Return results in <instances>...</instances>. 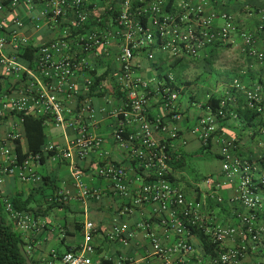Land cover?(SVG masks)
<instances>
[{
  "label": "built area",
  "instance_id": "1",
  "mask_svg": "<svg viewBox=\"0 0 264 264\" xmlns=\"http://www.w3.org/2000/svg\"><path fill=\"white\" fill-rule=\"evenodd\" d=\"M95 1L0 0V120L14 116L22 125L23 117L31 116L62 130H73L75 138L70 151L85 160L103 146V140L91 133L95 120L92 97L109 90V85L92 73L90 60L102 63L116 59L117 89L125 101L114 112L117 125L113 140L127 149L136 176L130 179L124 164L105 160L97 173L116 196H128L131 183L136 181V204H155L158 212L164 214L160 224L174 234L176 244L165 247L150 235L154 254L163 264H174L171 257L178 253L184 263L185 258L196 254L193 241L200 235L206 238L211 253L198 255L193 264H246L250 258L264 264V230L260 221L264 215V84L248 87L235 81L216 110L205 107L206 103L193 106L190 131L203 148L213 144L218 147L224 180H207L209 191L202 198H193L173 175L175 149L169 140L178 138L177 130L163 138L167 134L165 116L174 122L183 119L179 109L183 88L167 65L198 61L211 49L233 45L238 32L236 21L212 10L213 0H108L107 10L99 17L93 16ZM10 13L12 17L8 16ZM219 18L223 19L222 26L217 25ZM28 25L30 32L26 31ZM43 30L53 36L38 43L35 35ZM263 30L262 24L259 31ZM242 38L249 56L264 64V51L256 49L255 39L247 34ZM159 53L165 57V67L158 64ZM140 57L153 64V71L163 73L162 77H140L141 65L136 63ZM76 100L78 110L72 114L69 105ZM240 103L255 115L254 128L245 129L247 147L237 137L223 133L226 124L246 125L238 113ZM152 105L159 106L166 115L153 114ZM21 137L17 128L4 136L0 133L2 172L23 182L41 181L35 171L40 164L38 155L18 163L15 143ZM51 151H55L53 146L46 153ZM57 158L59 155L55 154L51 159ZM71 176L80 190V199L97 198L85 187L83 172L74 164ZM225 186L231 188L228 197L221 193ZM72 199L58 191L51 201L67 204ZM207 200L219 208L226 205L225 209H231L232 223L220 221L215 213L209 214ZM7 211L21 232L34 227L28 216L13 211L11 203ZM94 230L92 223H85L84 245L62 255L54 253L45 264H105L95 256L91 245ZM127 233L126 226L117 224L108 240L118 242ZM227 242L233 245L226 247ZM31 249L28 247V254ZM128 263L124 258L119 261Z\"/></svg>",
  "mask_w": 264,
  "mask_h": 264
},
{
  "label": "crops",
  "instance_id": "2",
  "mask_svg": "<svg viewBox=\"0 0 264 264\" xmlns=\"http://www.w3.org/2000/svg\"><path fill=\"white\" fill-rule=\"evenodd\" d=\"M95 2L96 8L93 16L99 17L107 10L108 0H96ZM212 10L222 15L232 16L238 26V32L234 36L233 45L226 49L221 47L211 49L198 60L202 64L208 63L209 66L216 67L215 74L217 75V78L215 80L210 79L209 83L208 80L201 82L203 86L200 90L205 91L210 86L208 88L210 89L209 92H213V89L216 91V95L212 97L222 98L224 92H226L225 90L235 81L248 87L264 84V64L249 56L242 38L243 34L250 35L255 39L256 49L260 52L264 51V30L259 31V26L264 25V0H213ZM8 16L12 17L13 13ZM217 25L222 26L223 19L219 18ZM26 31H31L30 25L27 26ZM52 36L53 34L50 31L43 30L35 35V40L42 43L49 41ZM90 61L92 73L99 80H104L109 85L107 94H96L91 100L92 107L95 110V120L91 133L103 140L101 150L89 153L85 160H80L76 152L70 151L69 148L70 143L75 138L73 130L65 131L52 123H46L44 151L46 152L50 146H53L55 148L54 152L59 155V158L54 161L50 159L47 163H40L35 166V171L42 179L41 181L23 182L17 176L2 172L1 168L4 165L2 164L4 160L0 155V191L3 195L9 197V201L19 196L27 199L34 194L31 204L32 211L24 213L34 222V227L27 233H22L17 228V231L22 233L26 242L25 251L30 264H45L51 260L54 253L62 255L82 247L85 242L84 226L88 222L95 227L91 234V245L96 250L95 256L103 261H108L110 264H119L120 259L124 258L128 260V264H163L154 254L150 235H153L165 247L173 248L176 244L174 234L167 232L160 224L164 214L158 212L155 204H136V188L139 185L136 181L131 183V191L128 196H116L110 190L107 181L100 178L97 173L99 164L105 160L124 164L127 167L130 179H134L136 176L131 167L127 149L113 140V131L117 125L114 112L121 108L125 101L120 95L116 83L119 64L116 59L102 63L95 62L94 59ZM136 63L141 65L140 77L149 80L162 77L163 73L153 71L151 66L153 64H150L144 57L136 59ZM179 65H167V68L171 69L173 73ZM175 75L178 85L183 88L179 104L183 119L180 122L171 121L157 105H152L151 110L153 114L165 116L167 134H164L163 138L172 136L173 131L177 130L178 138L169 140L175 149V156H180V159L174 156L171 162L173 175L179 179L188 194L193 198L200 199L202 194L209 191L206 185L207 180L224 183L218 147L213 144L206 151L209 153H203L202 145L190 131L194 123L192 117L193 106L206 103L210 96H206L207 94L202 95L205 93L202 91L196 95L195 90L188 91V95L185 92L186 89H192L196 85H193V82L183 80L182 78L187 76L185 74ZM77 101L69 105L72 114L78 110ZM238 107H240L239 111L246 110L241 103ZM250 114L252 115V113ZM252 122H254V119ZM13 128H17L21 133L20 140L23 147H26L23 124L20 125L17 117L11 116L8 119L0 120V133L3 136ZM252 128L254 127L250 129ZM223 133L227 136L237 137L245 145L249 141L247 130L241 129L240 126L232 123L224 125ZM198 152L203 155L214 156L221 164V168L217 173L204 177L202 181L196 176L189 177L187 175L186 157ZM244 153V151L241 152L243 155ZM63 156H66L67 159H64ZM73 164L75 168L82 170L85 187L90 192L97 194V198H79L80 190L77 189L71 176ZM44 177L48 178V183L41 187L44 183ZM58 191L72 196V201L64 204L63 207L53 206L51 200ZM221 193L223 196L228 197L231 195V188L225 186ZM207 203L206 210L209 214L215 213L220 221L232 223L231 209H225L226 205L219 208L210 200H207ZM262 219H264V215ZM117 224L126 226L128 233L118 242H112L108 240V234ZM79 226L80 230H78ZM261 226L264 230V226L262 224ZM193 245L196 254L188 256L184 259V263H181L179 260L180 255L176 253L171 257L172 262L174 264H193L198 255H207L211 251V247L204 236L195 237ZM225 245L230 247L233 243L227 242ZM28 247L32 248L30 254L27 253ZM54 264L61 263L60 261H54ZM246 264L258 263L257 260L250 258L246 261Z\"/></svg>",
  "mask_w": 264,
  "mask_h": 264
},
{
  "label": "trees",
  "instance_id": "3",
  "mask_svg": "<svg viewBox=\"0 0 264 264\" xmlns=\"http://www.w3.org/2000/svg\"><path fill=\"white\" fill-rule=\"evenodd\" d=\"M220 100L221 97H211L206 101L205 107H210L212 110H216L220 104ZM239 100H243V98ZM238 113L247 121L245 126L240 127L241 129H248L254 126L252 120L255 119V115H251V112L248 110H238ZM23 119V133L26 140V147H23L21 140L16 141L18 163L23 164L30 157L37 155L40 157V163H47L55 155V152L51 151L46 153L44 151L46 140L44 120L31 116H24ZM208 149L209 148H202V152L207 154L209 153L206 152ZM181 162L183 161L181 160ZM43 182L44 183L41 187H44V185L48 183V178L44 177ZM33 195L34 194L30 195L27 199L19 196L12 198L9 201V197L3 195L0 191V264H30L25 251L26 242L22 235L23 232L20 233L17 231V221L14 220L7 211V205L8 203H11L15 213L24 214L30 212L33 209L31 207L34 199ZM52 205L63 207L64 204L53 203ZM80 229L79 226L78 230ZM78 249L71 251H76ZM210 253L208 252L207 255ZM104 263L110 264L108 261H104Z\"/></svg>",
  "mask_w": 264,
  "mask_h": 264
},
{
  "label": "rangeland",
  "instance_id": "4",
  "mask_svg": "<svg viewBox=\"0 0 264 264\" xmlns=\"http://www.w3.org/2000/svg\"><path fill=\"white\" fill-rule=\"evenodd\" d=\"M228 48V47H227ZM226 49V48H224ZM158 58V63H160L162 66H166V63H163L165 57L164 55H161L160 53L157 56ZM196 64V65H195ZM193 65V66H192ZM196 67V68H195ZM217 68H219V66H217ZM215 70L216 67H211L208 65V63L202 64V62H198V61H185L183 63H180V65L173 71L174 75H187L185 77H183L182 79L188 82H193V85H196V87H193L192 89H186V93L189 92L188 91H193L195 90L196 95L197 93H200V90L202 88L203 85H201V82H203L204 80H209L213 79L215 80L217 78V75L215 74ZM176 76V75H175ZM209 77V78H208ZM205 81V82H206ZM200 85H197V84ZM208 88H210V86H208ZM202 91L205 93H201L202 95H206V96H215L216 95V91L213 92H209L210 89ZM228 88L225 90L227 92ZM224 92V94L226 93ZM223 94V95H224ZM209 97V98H210ZM201 98V96H200ZM203 98V97H202ZM190 154V153H189ZM186 164H187V175L189 177H198L200 179V181H202V179L204 177H207L209 175L215 174L219 171V169L221 168V164L220 162L212 155H203L201 153H193L192 155H188L186 157ZM202 183V182H200ZM261 224L264 226V219H261Z\"/></svg>",
  "mask_w": 264,
  "mask_h": 264
}]
</instances>
